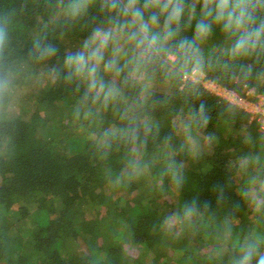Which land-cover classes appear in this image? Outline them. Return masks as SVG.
<instances>
[{
	"label": "trees",
	"instance_id": "obj_1",
	"mask_svg": "<svg viewBox=\"0 0 264 264\" xmlns=\"http://www.w3.org/2000/svg\"><path fill=\"white\" fill-rule=\"evenodd\" d=\"M184 6L173 51L203 18L196 0ZM112 15L105 0L72 20L61 0H0L15 94L29 90L0 113V264H239L247 245L257 246L256 264L264 255L259 115L183 77L201 71L241 96H264V42L233 57L236 38L213 25L196 41L199 67L180 56L169 71L163 54L143 76L131 65L119 76L102 66L105 84L120 90L105 106L94 93L84 99L86 83L68 80L63 62ZM38 38L55 54L37 60Z\"/></svg>",
	"mask_w": 264,
	"mask_h": 264
},
{
	"label": "clouds",
	"instance_id": "obj_2",
	"mask_svg": "<svg viewBox=\"0 0 264 264\" xmlns=\"http://www.w3.org/2000/svg\"><path fill=\"white\" fill-rule=\"evenodd\" d=\"M64 15L72 20L80 15L91 0H61ZM108 11L113 13L109 27L97 29L87 38L81 48L65 56L64 69L67 79L76 78L87 85L85 100L92 95V102L107 105L119 96L120 90L114 85H106L101 73L119 76L129 65L133 74L143 76L152 64L160 62L162 54L165 65L171 71L179 63L180 56L185 61L200 65L199 49L196 41L206 38L213 25L235 37L230 49L233 57L249 55L264 42V22L256 25V13L261 0H196L201 4L202 19L197 22L192 40H181L175 50L169 48L179 29V22L185 12L184 0H146L140 6L139 0H105ZM191 13L195 11L193 4ZM151 14L145 19V13ZM163 17V24L160 18ZM9 19L0 18V113L11 107L15 96L18 71L5 60L9 46ZM111 49L112 56L105 61L106 52ZM32 54L37 60L55 54L51 45L39 38L33 44ZM179 54V55H178ZM125 60L124 66L119 61ZM176 179V177H173ZM178 182V181H177ZM257 246L247 245L239 264H252ZM256 264H264V255L256 259Z\"/></svg>",
	"mask_w": 264,
	"mask_h": 264
},
{
	"label": "built area",
	"instance_id": "obj_3",
	"mask_svg": "<svg viewBox=\"0 0 264 264\" xmlns=\"http://www.w3.org/2000/svg\"><path fill=\"white\" fill-rule=\"evenodd\" d=\"M203 77L204 78L201 85L210 93L224 98L228 102L239 106L244 111L248 112L252 117H256L257 115H259V118H261L262 120L264 119V102L263 104L258 103V105H255L258 100L250 99L249 97L252 96H249L248 93H246L244 96H241L232 89L208 79L207 77H205V75H203Z\"/></svg>",
	"mask_w": 264,
	"mask_h": 264
},
{
	"label": "rangeland",
	"instance_id": "obj_4",
	"mask_svg": "<svg viewBox=\"0 0 264 264\" xmlns=\"http://www.w3.org/2000/svg\"><path fill=\"white\" fill-rule=\"evenodd\" d=\"M203 75H204V73L201 72V71H193L190 74H188L187 76H184L183 79H192L193 81L202 84V81H203V78H204ZM28 92H29V90H27V88L26 89L23 88L22 90L18 91L15 94V96L13 97L14 104H15L16 101H18V99L21 97V95L24 97V95H27V94H24V93H28ZM248 95L249 96H252L251 92H249ZM252 97L255 98L254 100H258V102H256L255 105H258V103L263 104V102H264V98L263 97L264 96L257 95L256 97L255 96H252ZM18 109H19V107H16L15 106L14 112H17ZM259 121L261 123V129L264 131V119L262 120L261 118H259ZM138 190H139V193H143L144 195H147L144 192H147L148 190H150V188L145 183H143V182L140 183L139 182ZM253 237H254V240L256 241V243H259L260 242L259 237H255V234L254 233H253Z\"/></svg>",
	"mask_w": 264,
	"mask_h": 264
}]
</instances>
